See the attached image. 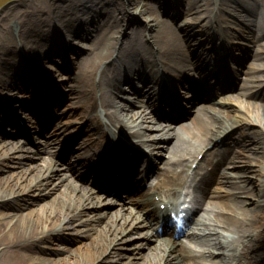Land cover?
<instances>
[{"label":"bare ground","instance_id":"bare-ground-1","mask_svg":"<svg viewBox=\"0 0 264 264\" xmlns=\"http://www.w3.org/2000/svg\"><path fill=\"white\" fill-rule=\"evenodd\" d=\"M27 1L20 0L8 6L2 14L4 44L0 45V109L9 108L2 105H8L13 97L29 98L26 91L40 96L48 83L40 67L48 71L50 66L47 63L54 56H59L64 63L68 70L65 78L72 85L63 95L67 107L55 119L51 115L44 116L39 124L41 134L51 135L49 141H44V146L36 147L31 154H20L24 148L18 142L23 141L11 137L6 139L7 143H0V264H28L32 261L35 264H106V257L97 263L104 255L113 257L109 264H210L203 257L213 255V249L223 250L229 245H237L246 236H250L253 242L259 241L264 233V168L259 170V180L254 181L247 175L250 168L242 164L251 160L264 161V87L259 81H264V8L261 0H184L183 7L178 2L174 4L173 0H111L114 3H108L111 8L107 4L105 13L88 15L86 20L90 29L86 32L81 30L82 16L78 12L85 6L80 0H47L35 9L28 6ZM212 3V9L207 8L208 11L201 15L199 9L202 5L207 7ZM226 9L241 24L246 39L243 52L246 59L251 58L247 69L245 66V80L239 88L243 95L253 99L246 102L250 110L239 103L225 104L224 98H220L217 102L200 105L188 122L172 127L162 135L160 133V139H157L158 133L141 132L149 127V115L155 114L154 103L150 97L144 96L150 87L147 83L152 82L151 77L155 75L152 70L147 71L148 67L155 62L169 75L179 76L180 72H187L194 76L190 71L196 66L207 65L195 45L206 42L205 25L209 23L212 11L217 18L230 21L229 16L224 18ZM130 12L131 16H128ZM181 14H184L185 21L183 31L175 27L176 17ZM14 20L19 21L18 26L12 25ZM123 22L129 28L125 33L121 31ZM202 22L205 24L201 25ZM118 33H121L120 37ZM62 34L69 42L72 37L80 38L83 43L77 44L86 48V54L74 53L72 58L75 60H67L65 51L75 50L66 46ZM139 35L140 41L135 40ZM119 43L122 54L120 70H117L116 61L109 65L105 62L116 52ZM28 57L38 59L41 65ZM244 70L239 68L234 76L239 79ZM133 79L138 80L144 89L134 85ZM249 81L251 84L248 85ZM123 83L127 84V89ZM40 87L44 89L40 90ZM49 87L52 94L58 93L59 88L53 83ZM131 96L133 101L128 100ZM232 97L241 101L234 95H228L226 99ZM194 107V103H189L190 111L194 112ZM239 111H244L245 116L241 117ZM81 123H85L81 134L67 151L61 152L63 160L68 163L61 170L63 172L58 173L51 151L53 145L59 148L64 143L53 131L62 126L67 133L64 136H68L75 124ZM252 126L258 129L250 131ZM111 127L120 131L119 137L133 138L137 144L143 138L153 139L151 145L157 154L164 149L168 151L169 157L163 163L165 167L157 172V182L148 186L147 191L166 190L173 194L176 192L174 186L184 184L185 170L176 171L170 166L181 164L186 167V156L199 154L212 138L227 133L221 149L214 147L204 153V160L207 159L212 169L199 180V199L191 219L186 222L188 226L181 232L164 227L160 232L165 233L164 236L153 233L155 229L151 222L156 217L155 202L149 199L146 189H132L130 181L123 182L122 187L114 184L115 195L111 193L106 198V203L116 207L114 213L122 214V218L114 219L112 211H100L104 199L89 190L86 171L77 167L79 162L75 159L82 154L83 148H91L93 141L101 139L102 150L113 139L128 155L131 149L107 132ZM50 128L51 132L48 131ZM233 134L238 136L239 142L235 143L240 149L235 148L234 140L226 139H232ZM109 136L110 142H106ZM166 143L170 145L166 146ZM111 157L117 163L113 155ZM137 158L132 162V169L127 167L125 171L133 173L132 180L141 187L144 180L136 170ZM229 158L231 165L226 163ZM214 159L217 160L213 166ZM229 167L235 173L232 174ZM103 168L107 171L105 164ZM94 177L96 182L98 175ZM120 190L134 193L133 196L126 194L124 200L118 196ZM243 193L245 198L241 197ZM130 197L137 204L128 202ZM148 203L152 209L142 212L141 207ZM202 206L206 207L203 214L196 215ZM10 212H14L12 217L3 221ZM142 217L143 223L136 224L135 221L142 220ZM66 229H71L70 234H74L68 237L69 243L83 241L73 248H45V245L60 241L61 232ZM145 245L146 250L142 252L140 249ZM194 245L202 247L203 251L192 249ZM165 248H171L167 257L163 255ZM36 253L41 256L35 258ZM245 253L243 250L241 255ZM240 262H244V256Z\"/></svg>","mask_w":264,"mask_h":264},{"label":"rangeland","instance_id":"rangeland-1","mask_svg":"<svg viewBox=\"0 0 264 264\" xmlns=\"http://www.w3.org/2000/svg\"><path fill=\"white\" fill-rule=\"evenodd\" d=\"M18 1H20V0H0V45H2V44H4V39L1 37V27H2V21H3V19H2V14H3V11L5 10V9H7V7L8 6H10V5H12V4H16V3H18ZM47 0H28L26 3L28 4V6H32L33 7V9H35V6H41L43 3H45ZM49 1V0H48ZM102 1V2H101ZM61 2H65V1H61ZM80 2H81V4H83L85 7L83 8V10H80L78 13L80 14V16H82V27H84V29H86V30H88V29H90V25L87 23V21L88 20H86V18L88 17V15H89V13L88 14H86V12H89L90 11V13H91V15L90 16H93V14L96 12V11H98V12H103V13H105L106 11H105V8L107 7V4L110 2H112L111 0H92L91 2L90 1H86V0H80ZM97 2H100V3H97ZM158 2H159V0H158ZM173 2H174V4L175 3H177L178 2V4L180 5V6H185V2H184V0H173ZM97 3V4H96ZM112 3H114V2H112ZM95 4V5H94ZM261 6L264 8V0H261ZM108 5H110V8L112 7V5L111 4H108ZM212 5H214V3H212L210 6H207L206 7V5H202V7L199 9V11H200V14L201 15H203V14H205L208 10H207V8L210 10V9H212ZM20 8H22L23 7V5H20L19 6ZM157 8H159V7H157ZM229 9V8H228ZM228 9H226V11H225V15H224V17L225 18H228V16H229V20H230V22H234V24H232L233 25V27H237L238 25H239V23L236 21V19L233 17V15L231 14V11H229ZM227 12V13H226ZM230 13V14H229ZM131 16V12L130 13H128V16ZM132 15H133V12H132ZM162 15H163V12H162V14H161V17H162ZM137 16V15H136ZM183 18H184V15L183 14H181V15H179V17H177V20L175 21V22H177V25L175 26V27H181V26H184V23H185V21L183 20ZM215 18H217L216 16H215ZM145 22V21H144ZM85 23V24H84ZM238 25H237V24ZM18 24H19V21L18 20H14L13 22H12V25H16V26H18ZM205 24V22H202L201 23V25H204ZM123 29L121 28V31H122V33H125V31L127 30V31H129V28L127 29V26H126V22H123ZM232 25H230V26H232ZM239 27H240V25H239ZM124 31V32H123ZM238 32H240L239 30H238ZM142 34V33H141ZM235 34V35H234ZM233 35H234V40L237 42V44L238 45H242L244 42H243V39L241 40L240 38H239V34H237V33H233ZM62 36V40H65L66 39V36L65 35H61ZM118 36L120 37L121 36V33H118ZM141 39V36L139 35V36H136L135 37V40H137V41H140V39ZM243 38V37H242ZM78 39V37H72L71 38V41L69 42V39H68V44H69V46H71L72 48H75V50H78L79 52L81 51V53L79 54V53H77V55H85L86 53H84V51H85V47H83V46H81V45H79V44H76L75 42H76V40ZM199 39V38H198ZM197 39V40H198ZM78 41L80 42V43H83L81 40H80V38L78 39ZM198 42L196 41V43L195 44H197ZM85 46V45H84ZM1 47V46H0ZM243 54V52H240V51H238L237 52V55H239V57H241V58H243L244 57V55H242ZM117 55H119V54H117V53H115V55H114V58L117 56ZM70 56V55H69ZM30 59H34V58H30ZM73 59V58H72ZM35 61V63L36 64H40L41 65V63L39 62V60L38 59H34ZM73 60H75V59H73ZM112 60V59H111ZM251 61V58H249V59H246L244 62L242 61V63H239L240 65H239V67L242 69V70H244L245 69V66H246V69H247V67H248V65H249V62ZM49 64V66H50V68L48 69V71L47 70H45V69H43V67L41 68L40 67V70L42 71V72H44L45 74H47V77L49 78V79H51L52 80V82L58 87V88H60V90H62V92H67V88L68 87H70L71 85H72V83L70 82V81H68L65 77H67V72H66V70H65V68H64V66H63V63L62 62H60L59 61V59H57V58H53L52 59V62H49L48 63ZM60 75H61V78H59V79H57L56 77H60ZM65 78V79H64ZM236 79H237V81H236V84H235V86L233 87V88H231V89H229V90H226V91H222L221 93H219L217 96H218V99L219 98H221V97H223L224 98V103L225 104H228L229 102H231L232 104H240L241 105V107H243V105H244V107H247L249 110H250V108H249V106L246 104V102H251V101H253V99H251V98H248L247 96H245V95H243L242 94V92H241V90H239V88H240V86H241V84L243 83V81L245 80V70H244V72L243 73H241V75H240V78L238 79V77L236 76ZM61 80H63V84H60L61 83ZM259 81H262V80H259ZM248 85L249 84H251L250 82H248L247 83ZM262 84V83H261ZM70 85V86H69ZM124 86H126V85H124ZM224 94H226V95H230V96H232V95H234L235 97H237V96H239V98H240V102H237L235 99H234V97H232V98H230V99H226L227 98V96L225 95L224 96ZM216 96V97H217ZM67 102V101H66ZM64 106V105H63ZM63 106H61V107H63ZM61 107L60 108H55V109H61ZM65 107V106H64ZM243 110V109H242ZM77 112V111H76ZM76 112H74L73 114H76ZM241 111H239V113H240ZM242 112H244V111H242ZM249 112H247V115L249 116V117H251V114H248ZM245 114V113H244ZM242 115V114H241ZM242 116H244V115H242ZM150 117V119H152L153 117L152 116H149ZM152 117V118H151ZM189 118H190V116H188V115H186L185 117H183V118H181V119H179L178 121H175L171 126H178V125H180V124H183V123H186L188 120H189ZM64 119H66V117L64 116ZM164 122L165 121H160V125H158V130L160 129V130H162L161 132L162 133H164V132H166V129L168 128V127H166L165 126V124H164ZM147 124H149V122L147 123ZM75 126H77V124L75 125ZM79 127H82V125H80ZM61 128V127H60ZM254 128V130H257V128H255V127H253ZM79 129V128H78ZM78 129L75 131V132H73V134L72 135H74L76 132H79L78 131ZM249 130L251 131V130H253V129H251L250 127H249ZM168 131V130H167ZM144 132H148V133H153V132H155V131H153V130H148V129H145L144 130ZM236 138V136L234 137V139ZM36 140L38 141H35L34 140V142H35V144H37L38 143V146H41V145H39V144H43V143H40V141L42 142L43 141V138H37V136H36ZM33 149V147L31 148V150ZM30 150V149H29ZM24 154H31V153H27V152H23ZM163 154L164 155H159V157H160V160H159V163L160 164H158V165H160V167H161V164H162V161L163 160H166L167 159V157H168V155L167 154H165V152H163ZM56 156V155H55ZM230 165H231V163H230ZM242 166H247V167H249L250 168V171H248L247 172V175L249 176V178L250 179H252V180H254V181H258L259 180V170L260 169H263L264 168V161H261V162H256L255 160H251L250 162H248L247 164H242ZM57 167H61V163H59L58 165H57ZM177 168V170L179 171L180 170V167H176ZM230 168V171H232L233 173H235V170L234 169H232L231 167H229ZM244 195H246L245 193H243L242 194V198H245L244 197ZM12 214H14V212H10V214H8V215H5V217L3 218V221H6V220H8V219H10L11 217H12ZM66 235H69V233H67V231H66ZM80 242V241H79ZM78 243L77 242H68V241H60V242H55V244L54 245H49V246H47V245H45L46 247V249H50L51 247H54L55 249H57V247H62V246H67V247H71V248H73V247H75L76 245H77ZM48 247H50V248H48ZM203 248L201 247L200 248V250H202ZM200 250H197V251H200ZM54 251H56V250H54ZM36 258H37V256H36ZM211 259V258H210ZM28 264H31V263H28Z\"/></svg>","mask_w":264,"mask_h":264}]
</instances>
